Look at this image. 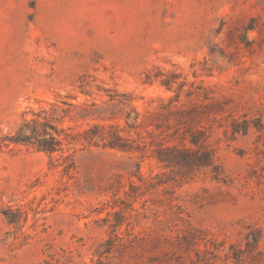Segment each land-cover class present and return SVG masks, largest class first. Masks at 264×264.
Masks as SVG:
<instances>
[{"label":"rangeland","instance_id":"obj_1","mask_svg":"<svg viewBox=\"0 0 264 264\" xmlns=\"http://www.w3.org/2000/svg\"><path fill=\"white\" fill-rule=\"evenodd\" d=\"M0 264H264V0H0Z\"/></svg>","mask_w":264,"mask_h":264},{"label":"trees","instance_id":"obj_2","mask_svg":"<svg viewBox=\"0 0 264 264\" xmlns=\"http://www.w3.org/2000/svg\"><path fill=\"white\" fill-rule=\"evenodd\" d=\"M71 106H74L71 104ZM57 107V104H52L51 108L49 109H42L39 112L35 113V118L31 119V122H25L22 127H25L24 132H30L29 138H34V141L31 142L38 151H43L46 153H53L56 151H61V140L53 135L51 131H49V128H52L51 121L53 120H59L55 117V109ZM82 117H85L86 115H81ZM129 119V114L126 115V120ZM111 127V126H110ZM98 126L94 125L92 129H97ZM91 129V130H92ZM87 133V132H86ZM113 138L114 143H110L111 146L115 147H123L124 145H121L122 143L115 142V140L121 139L118 134L115 132H110ZM97 135L96 132L89 133L86 137V139H92ZM71 154H67L65 156H62L63 161L67 164V167L72 164L71 162ZM160 160L162 157H159ZM167 160V159H166Z\"/></svg>","mask_w":264,"mask_h":264}]
</instances>
